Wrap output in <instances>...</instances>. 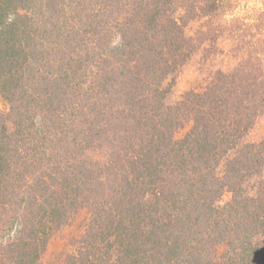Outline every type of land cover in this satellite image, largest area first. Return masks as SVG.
I'll use <instances>...</instances> for the list:
<instances>
[{"label": "trees", "instance_id": "16d2710c", "mask_svg": "<svg viewBox=\"0 0 264 264\" xmlns=\"http://www.w3.org/2000/svg\"><path fill=\"white\" fill-rule=\"evenodd\" d=\"M0 95V264H264V0H0Z\"/></svg>", "mask_w": 264, "mask_h": 264}, {"label": "rangeland", "instance_id": "374dc122", "mask_svg": "<svg viewBox=\"0 0 264 264\" xmlns=\"http://www.w3.org/2000/svg\"><path fill=\"white\" fill-rule=\"evenodd\" d=\"M230 64V59L228 60ZM208 69L204 66L201 58H196L189 64L178 76L173 94L170 100L175 102L180 99L181 95L193 88H199L203 85L207 75ZM7 105L0 95V110H6ZM191 128V125L186 126L178 133V137H183ZM264 135V118L259 122L254 132L251 134V140H259ZM229 197H225L227 201ZM89 215L87 210L79 212L71 221V223L56 232L52 237L47 251L45 252L39 264H62L67 254L72 249L74 242L86 229ZM228 255V247L226 244H221L217 247L216 258L219 262L223 261Z\"/></svg>", "mask_w": 264, "mask_h": 264}]
</instances>
